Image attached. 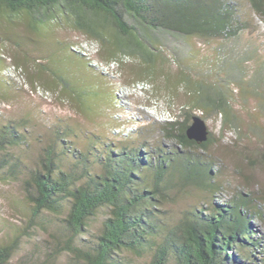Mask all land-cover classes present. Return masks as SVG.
Returning <instances> with one entry per match:
<instances>
[{
    "label": "trees",
    "instance_id": "obj_1",
    "mask_svg": "<svg viewBox=\"0 0 264 264\" xmlns=\"http://www.w3.org/2000/svg\"><path fill=\"white\" fill-rule=\"evenodd\" d=\"M246 1L264 22V0ZM238 17L228 0H0L1 93L9 87L11 93L27 95L42 91L92 119L115 103L114 92L101 84L108 85L106 73L116 63L129 82L152 81L163 73L166 89L187 94L181 112L159 126L172 142L170 150L163 142L154 150L141 142L118 151L107 144L100 151L104 136L85 130L74 118L77 125L56 116L42 127L45 134L35 133L33 128L40 125L30 115L0 122V179L18 182L28 203L25 227L0 240V264L12 263L20 239L37 224L50 229L45 261L63 256L58 264H123L125 251L147 256L144 264L257 263L248 221L263 218L260 186L234 193L228 203L205 214L183 211L174 222L165 219L163 208L183 187L197 186L207 193L222 187V166L203 157L213 135L208 126L205 141L186 136L192 116L200 112L205 121L215 113L223 126L239 131L244 121L241 109L233 106L230 85L209 95L207 82L194 79L181 64L178 49L163 48L161 37L229 36L249 26ZM65 30L77 35H57ZM48 48L51 53L43 61L40 51ZM33 50L38 54L33 56ZM10 68L18 71L27 91L5 72ZM258 95L264 114V92ZM33 140L39 148L30 156ZM215 165L213 173L210 167ZM101 211L97 231L89 234Z\"/></svg>",
    "mask_w": 264,
    "mask_h": 264
},
{
    "label": "rangeland",
    "instance_id": "obj_2",
    "mask_svg": "<svg viewBox=\"0 0 264 264\" xmlns=\"http://www.w3.org/2000/svg\"><path fill=\"white\" fill-rule=\"evenodd\" d=\"M228 1L236 8L238 18L247 20L249 26L229 36L207 40L196 36L173 34V36L161 37V42L166 44V46L162 45L163 48L168 49V46H173L178 49L181 64L194 79L201 78L207 82L209 95L216 92L219 86L230 85L232 94L236 97L233 106L239 111L241 109L238 113L244 121L239 131L234 126H223L222 120L215 113L205 119L213 135L208 149L203 152L205 155L203 157H207L208 160L213 159L222 166L220 177L222 187L215 193H207L197 186L183 187V190L177 192L163 205L166 210L165 219L169 218L171 222L178 219L183 211L189 209L201 210L205 214L213 206L228 203L237 192L246 194L258 186L264 192V114L259 109V100L261 101L262 96L258 95L259 91L264 92V22L250 11L246 0ZM57 35L72 39L77 34L71 30H65ZM77 37V40L81 39ZM51 50L48 48L46 53L40 51L43 61L47 59ZM32 54L35 56L38 53L33 50ZM60 54L63 55L62 52ZM256 69L261 70L262 75ZM175 70L176 67L173 66L172 72H176ZM104 71L107 70L104 69ZM5 72L15 78L18 84H22L25 90L28 89L18 71L10 68V71ZM74 74L76 78L80 77V72L77 71ZM162 74H157V78L152 81L150 79L129 82L124 68L120 69V65L116 63L111 64L106 73L110 76V82L107 81L108 85L104 83L101 86L106 87V90L111 93L114 92L112 95H115V103L107 105L102 115H95L92 119L73 110L67 101H54L50 95L42 94V91L33 90L31 95H27L23 92L11 93L10 87L8 91L2 89L4 93L0 92L2 94L0 95V122L5 123L11 118L30 115L33 121L41 126L33 128L35 133L45 134L48 132L42 127L45 124H51L56 116H61L71 119L74 125L78 124L74 122L76 119L85 130L89 129L91 132L104 136L105 142L97 149L100 151L107 148V144L117 149L114 151H118L122 145L139 146L143 139L151 150H154L157 142H163L170 150L173 147L172 142L164 138L159 126L161 122L172 119L174 114L181 112L187 94L171 93L166 89L167 83ZM17 76H19L18 79ZM260 84L261 87H259ZM199 113L196 114L200 115ZM252 125L254 128L251 127ZM256 126L259 127L258 130ZM127 134L130 136H126ZM33 143L31 152L29 151L30 156L39 148L37 140H33ZM85 144L86 142L83 141L82 145ZM152 160L155 161V159ZM29 161H31L30 157ZM215 166L210 167L213 173L217 168V165ZM103 213L104 211L99 212L92 219L89 234L97 231L96 227ZM26 216H28V203L19 183L0 179V240L17 229H23L26 225ZM248 222L250 229H253L251 236L254 235L253 238L259 240L260 244L259 248L256 247L255 252H252L257 262L255 264H264V213L262 219L250 218ZM49 232L50 229L41 224L30 228L20 239V248L13 255L11 264H58L62 261L63 256L56 260L45 261L49 251L47 248L49 245L47 242L50 240ZM84 236V239L87 238L86 235ZM123 256V264H144L147 259V256L137 257L127 251ZM169 264L173 262L170 260Z\"/></svg>",
    "mask_w": 264,
    "mask_h": 264
},
{
    "label": "water",
    "instance_id": "obj_3",
    "mask_svg": "<svg viewBox=\"0 0 264 264\" xmlns=\"http://www.w3.org/2000/svg\"><path fill=\"white\" fill-rule=\"evenodd\" d=\"M185 133L189 139H193L197 142L205 141L208 135L207 124L199 115L194 114Z\"/></svg>",
    "mask_w": 264,
    "mask_h": 264
},
{
    "label": "bare ground",
    "instance_id": "obj_4",
    "mask_svg": "<svg viewBox=\"0 0 264 264\" xmlns=\"http://www.w3.org/2000/svg\"><path fill=\"white\" fill-rule=\"evenodd\" d=\"M128 121H130V120H128ZM133 120L131 119V122H132ZM118 129V128H117ZM126 136H130V135H126ZM142 142H145V140L143 139V141ZM131 146L132 145H130V146H125L126 148L125 149H127V150H129L130 148H131ZM251 230V229H250ZM252 231H253V229L251 230V234H252ZM254 237V235L252 236V240H253V242H255L256 243V245H257V247L259 248V246H260V244H259V240H257L256 238H253ZM259 245V246H258ZM251 264H253V263H251Z\"/></svg>",
    "mask_w": 264,
    "mask_h": 264
}]
</instances>
